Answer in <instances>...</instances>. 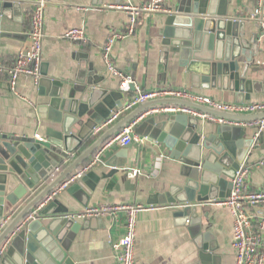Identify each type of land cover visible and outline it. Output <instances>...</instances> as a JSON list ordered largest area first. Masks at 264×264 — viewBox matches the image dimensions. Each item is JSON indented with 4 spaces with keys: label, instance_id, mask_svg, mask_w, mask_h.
<instances>
[{
    "label": "water",
    "instance_id": "obj_1",
    "mask_svg": "<svg viewBox=\"0 0 264 264\" xmlns=\"http://www.w3.org/2000/svg\"><path fill=\"white\" fill-rule=\"evenodd\" d=\"M229 2L177 0L161 30V60L167 70L172 54L178 58V65L186 67L194 79L234 91L242 102L252 93H264V77L249 75L254 57L260 51L258 41L264 30L247 36V21L228 14ZM21 5L20 0H0V38L12 35L1 30V22L15 20L13 15L20 14ZM82 66L76 83L71 86L42 74L40 92L48 100L39 104L37 111L40 119L49 122L44 137L0 133V216L4 215L6 203L23 205L0 232V247L11 238L0 264H75L69 256L67 240L71 241L89 223L73 218L76 214L56 197L63 191L58 188L71 176L78 175L109 139L150 108L176 104L230 120L264 118V111L230 113L181 98H156L126 113L92 141L96 128L123 103L113 102L121 93L98 87L104 76L95 74L92 63L84 62ZM3 75L7 76L0 71V87L4 83L11 89L9 81H3ZM131 77L134 79L133 72ZM135 88L133 82L130 90ZM135 131L148 136L153 145L163 146L169 157L179 162L183 183L157 195V203L176 207L174 216L181 223L189 224L188 230L200 250L201 262L217 264L221 258L216 254L219 246L214 242L210 225H203V219H209L208 213L199 214L198 204L230 195L240 165L247 162L251 150L258 147L254 145V138L247 136L246 127L227 123L217 124L214 132L207 133L199 118L184 113L165 114L162 118L152 115L136 126ZM121 153L110 159L108 165L112 171L103 174V178L113 176L126 166V157L116 161ZM100 179L93 170L84 172L65 191L77 201L83 196L88 199ZM14 180L17 186L8 191ZM42 204L45 205L40 208ZM31 214L33 217L25 221Z\"/></svg>",
    "mask_w": 264,
    "mask_h": 264
},
{
    "label": "crops",
    "instance_id": "obj_2",
    "mask_svg": "<svg viewBox=\"0 0 264 264\" xmlns=\"http://www.w3.org/2000/svg\"><path fill=\"white\" fill-rule=\"evenodd\" d=\"M20 1L22 11L16 16L13 15L15 20L3 19L1 22V30L12 34L0 38V71L6 75V70L15 60L19 50L29 42L30 16L34 4L39 0ZM45 1L46 22L41 75L38 81L33 77H21L17 83L18 94L8 89L4 83L0 87V133L2 134L44 137L49 122L40 119L37 111V106L48 100V97L40 92L39 81L43 77L42 74L45 73L48 77L71 86L76 83L84 62L92 63L95 74L104 76L98 87L121 93V96L116 95L113 102H122L123 105L135 94L137 88L152 90L159 87L184 88L193 94L209 96L222 102L264 103V93H252L249 99L240 102L238 100L241 97L238 98L234 91L223 90L218 84L213 86L212 83L194 79L193 74L187 71L186 67L178 65V58L173 57L172 54L168 61V69H165L161 60V30L167 13L174 9L177 0L166 1L167 12L140 15L134 33L119 40L112 50V59L118 70L128 76H131V72L134 73V79L132 78L136 86L134 91L121 90L122 78L113 75L108 69L102 47L113 31L126 30L129 14L119 6L141 4L148 0ZM256 6L257 0H230L228 4L229 15L247 21L245 24L247 36L260 34L264 30L262 23L264 12L259 17L253 16ZM75 27L86 29V42L72 41L64 37L66 31ZM258 49L260 51L254 57L249 75L263 78L264 35L258 41ZM2 79L8 83V75L6 77L3 75ZM159 107L161 106H155L144 112L136 119V126L152 115L162 118L165 114H171L157 110ZM118 109L119 107H116L112 113ZM200 124L207 128V133H210L214 132L218 123L200 119ZM108 128L109 126L99 132L95 131L92 141ZM246 128L247 136L254 138L256 129L250 126ZM135 133L138 135V140L127 147L112 145L106 148L100 161L87 170H93L101 176L88 199L83 196L81 201H77L65 189L56 197L75 214H82L92 207L140 203L144 208L137 214L135 249L137 264H203L199 257L200 250L188 230L189 224L181 223L179 218L174 216L176 207L172 204L157 203L159 200L157 195L169 192L171 186L183 183L179 162L171 159L169 152L163 146L153 145L148 136L136 131ZM124 151L126 155L121 153ZM118 153H121V156L116 161H123L126 157L128 161L126 166L113 176L103 178V174L112 171L108 162ZM95 154L85 164L86 166L93 162ZM248 161L249 164L264 161V131L261 135V145L251 150ZM134 169H140L135 177L130 174ZM17 184L16 180L11 182L8 191H12ZM248 185L252 190L264 189V165L253 168ZM44 186L45 184L39 189ZM44 205L42 204L40 208ZM22 206H11L6 203L4 215L0 216V227L2 223L7 222L0 232L19 213ZM198 212L208 213L209 219L204 218L203 225H210L215 237L214 242L219 246L216 254L221 258L217 264H236L235 251L231 245L233 221L229 209L215 204L208 206L198 204ZM124 219L123 215L118 218L111 214L75 219L80 223L88 221L89 226L80 230L71 241L67 240L70 258L75 264H117L112 242L124 235ZM6 242L10 244L11 238Z\"/></svg>",
    "mask_w": 264,
    "mask_h": 264
},
{
    "label": "built area",
    "instance_id": "obj_3",
    "mask_svg": "<svg viewBox=\"0 0 264 264\" xmlns=\"http://www.w3.org/2000/svg\"><path fill=\"white\" fill-rule=\"evenodd\" d=\"M167 0H148L141 4H127L119 6L129 14V19L125 32L113 31L103 45L102 54L106 65L113 75L122 78L121 90H130V85L133 83L131 76L124 75L115 66L112 59V50L115 44L128 35L134 33L139 21L140 15L143 13H158L167 12ZM45 0H39L34 4L30 16V29L28 32L29 42L21 48L17 53L14 63L6 70L11 91L18 94L17 83L21 77H33L38 81L41 75V65L43 62V44L45 37ZM117 7V6H116ZM264 12V0H257V6L253 12V16L259 17ZM264 26V20L262 21ZM64 37L72 41L86 42L87 34L84 27L71 28L64 33ZM181 98L192 101L197 104L205 105L217 111L230 113H255L264 110V103H237V102H222L215 98L193 94L184 88L159 87L152 90L136 89L128 101L117 111L96 128V132L112 125L123 114L129 112L136 106L156 98ZM157 110H162L169 113H184L199 119L213 121L218 124L227 123L232 125H241L244 127H254V145H261V135L264 131V118L254 121H237L225 119L214 114L198 110L185 105L168 104L163 105ZM137 120L124 126L119 133L109 139L95 154L93 162L89 166L84 167L78 175L71 176L58 190L66 189L76 178L86 172L91 166L100 161L102 153L106 148L112 145L127 147L134 141L138 140V135L135 133ZM36 137L40 138L39 135ZM264 165V161L255 164H249V161L243 162L233 179V186L228 197L214 200L211 202L201 203L203 206L219 205L229 209L233 223V237L231 245L235 251L236 264H264V189L252 190L248 185V179L254 167ZM59 171V169L57 170ZM140 172V169H134L130 174L135 177ZM144 205L123 204V205H108L98 206L87 209L82 214H76L74 219L88 216H103L111 214L114 217L124 216L125 233L117 241L112 242V248L117 264H137L136 263V239H137V214ZM33 214L29 215L25 221L30 220ZM7 221L2 223L1 228ZM9 242H5L0 247V259L6 251Z\"/></svg>",
    "mask_w": 264,
    "mask_h": 264
},
{
    "label": "trees",
    "instance_id": "obj_4",
    "mask_svg": "<svg viewBox=\"0 0 264 264\" xmlns=\"http://www.w3.org/2000/svg\"><path fill=\"white\" fill-rule=\"evenodd\" d=\"M13 63H14V61H13ZM13 63H12V64H13ZM12 64H11V65H12Z\"/></svg>",
    "mask_w": 264,
    "mask_h": 264
}]
</instances>
